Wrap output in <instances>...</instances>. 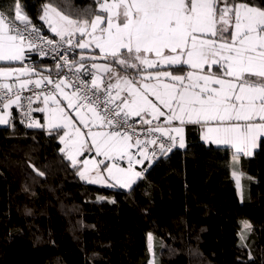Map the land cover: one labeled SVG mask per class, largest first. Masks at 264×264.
Instances as JSON below:
<instances>
[{
	"label": "snow or ice",
	"instance_id": "6c2138e0",
	"mask_svg": "<svg viewBox=\"0 0 264 264\" xmlns=\"http://www.w3.org/2000/svg\"><path fill=\"white\" fill-rule=\"evenodd\" d=\"M96 3L103 14L91 20L72 18L51 4L43 6L39 19L61 42L81 49L80 58L69 61L62 56L63 65L58 63L57 69L66 67L70 75L56 80L35 73L27 65L0 67V124L8 123V110L13 105L24 107L21 93L29 85L39 89L47 82L52 86L48 91L24 98V115L43 112L49 130L64 129L61 151L73 166L85 151L94 150L96 156L104 158L84 159L79 171L82 179L106 182L100 169L104 164L108 179L126 188L141 176L134 164L156 155L155 149L149 153L147 146L159 141L161 153L170 152L177 144L184 148L185 126L189 124L200 126L205 141L234 148V160L240 153L251 154L257 140L264 137V2ZM37 39L45 38L39 35L20 0H14V7L6 12L0 11V61L22 62L27 51L38 47ZM85 49L93 51L86 56ZM116 66L125 72L134 69L135 75H121ZM173 69L182 74H173ZM34 74L39 78L32 79ZM13 77L15 81L9 83ZM41 97L43 107L33 109ZM132 117L139 119L130 123ZM161 117L165 118L163 123H159ZM77 119L88 129L90 143ZM44 126L29 121V127ZM161 138L170 143L166 146ZM132 148L137 149L139 158L130 152ZM124 159L127 168L117 163ZM106 160L112 163L105 164ZM245 227L250 225L245 222Z\"/></svg>",
	"mask_w": 264,
	"mask_h": 264
},
{
	"label": "trees",
	"instance_id": "16d2710c",
	"mask_svg": "<svg viewBox=\"0 0 264 264\" xmlns=\"http://www.w3.org/2000/svg\"><path fill=\"white\" fill-rule=\"evenodd\" d=\"M20 3L48 30L39 19L45 4L72 18L103 14L96 0ZM10 7L14 0H0V11ZM20 116L14 110L0 125V264H149V234L156 264H264V137L240 159L242 196L232 150L205 142L191 124L184 148L124 188L82 179L61 151L62 130L29 127Z\"/></svg>",
	"mask_w": 264,
	"mask_h": 264
},
{
	"label": "built area",
	"instance_id": "2783aa9c",
	"mask_svg": "<svg viewBox=\"0 0 264 264\" xmlns=\"http://www.w3.org/2000/svg\"><path fill=\"white\" fill-rule=\"evenodd\" d=\"M32 23L36 26L37 29H39V35L43 36L45 38L44 41H41L39 39L36 40L38 47L36 49H34V52H35V54L41 55V56L45 57L46 59H49L53 62L54 66H55V73L52 76V79L56 80L60 76H63L65 74H69L68 69L66 67H62L60 69H57V64L59 63V64L63 65V60H61V57L65 56V55L68 57L69 61H75L76 56L78 55L77 48H74L72 46H69V45L61 42L59 37L53 36L51 30H48L44 25H42L40 23H36V22H32ZM47 40H52L54 43L53 44H47L46 43ZM41 53H43V54H41ZM29 58H32L31 55H29ZM88 65L90 66V64H88ZM26 78H28V77H26ZM31 78L37 79L35 75H33ZM84 78L90 79V76H86ZM51 87H52L51 85H47V82L44 85H42L41 88H39V89L35 88L34 85H29V88L25 89L21 93V96H22L21 103L24 107L19 108V110L21 112L20 120L23 123L29 125L30 120L40 122V119H41V117L37 111L31 112L30 116L24 115V113L27 111V100L24 98L28 97V96H32L34 92H40L41 90L48 91ZM32 107H33V109L36 108V102L33 103ZM138 119L139 118H137V117H132L130 120V123L134 122ZM163 121H164V119H160L159 123H163ZM154 123H157V122L154 121ZM147 127H148L147 125L144 126L145 129ZM137 130H138V132L140 131L139 125H137ZM158 135H159L158 133L153 134V136H158ZM144 138H145L144 135L141 134V139H144ZM161 139L165 142L166 146H167V144L170 143V141H168L167 138H161ZM173 147H175V146H173ZM153 149H155V152H156L155 156L151 157L149 160H144L142 164H134V167L137 168L142 175L147 173L149 166L153 162H155L158 158L163 157L167 154V152L161 153L160 148H159V141H158L157 145H148L147 146V151L149 153H151L153 151ZM132 154L136 155L137 158H139L136 148L132 151ZM124 161L128 164L127 159H124Z\"/></svg>",
	"mask_w": 264,
	"mask_h": 264
},
{
	"label": "crops",
	"instance_id": "0c3cea01",
	"mask_svg": "<svg viewBox=\"0 0 264 264\" xmlns=\"http://www.w3.org/2000/svg\"><path fill=\"white\" fill-rule=\"evenodd\" d=\"M77 40L79 39V38H76ZM87 50H92V49H87ZM80 52H82V51H80ZM84 52V51H83ZM34 54H35V52H34V50H31V51H27L26 52V54H25V59L21 62V61H0V67H11V68H21V67H24L25 65H27L28 67H30V68H34L35 69V73H38V74H41V75H43V76H50L51 78H52V76L54 75V73H55V66H54V64H52V63H49V62H47V61H45V60H42V59H44L43 58V56H41V55H38L39 57L38 58H36V59H32V58H29V55H31V57H33L34 56ZM85 54V53H84ZM88 54H91V53H88ZM98 54V53H97ZM187 71V70H186ZM185 71V72H186ZM213 71H216V69L215 68H213ZM179 74H182V73H179ZM217 74H219V73H217ZM35 75V74H34ZM36 76V78H39V76L38 75H35ZM22 78H24V79H26V77H22ZM15 81V78L13 77L12 78V80H9L8 82L9 83H13ZM105 82H107V77H105ZM46 83V82H45ZM41 91H44V90H41ZM40 91V92H41ZM46 92V91H45ZM65 103V105H66V102H64ZM39 107H43V104H42V97H41V100L40 101H36V108H39ZM14 110H19V108H17L15 105H13L9 110H8V112L10 113V115H9V117H8V123L10 122V119H11V117H12V114H13V112H14ZM20 111V110H19ZM70 111V110H69ZM38 113H39V115H40V117H41V119H40V124L41 125H45L44 127L46 128V129H48L47 128V126H46V122H45V114L43 113V112H39V111H37ZM73 115H75V114H73ZM160 119H165L164 117H161ZM7 123V124H8ZM179 122H174V124H178ZM76 124H77V126L81 129V131L85 134V137H86V139H88L89 140V143H90V138H88L87 137V132H88V129L87 128H84V126L83 125H81L80 123H79V121H78V119L76 120ZM0 125H6V124H0ZM186 127H187V125L185 126V132H184V135H185V146H186ZM49 130V129H48ZM62 130V135H63V132H64V129H61ZM93 130H96V129H93ZM201 136H202V130H201ZM263 137H260L258 140H257V142H256V146H258V144H259V141L262 139ZM204 140V139H203ZM205 141V140H204ZM205 142H207V143H212V142H208V141H205ZM133 143H134V140H133ZM215 144V143H214ZM218 145V144H217ZM177 147H179L178 146V144L176 145ZM221 146H224V147H229L231 150H232V153H233V155H232V163H233V172H232V174L235 172L237 175L234 177V175H233V177L235 178V181H236V186H237V189H238V192H239V194H241V196H242V192H243V176H244V173L243 172H241L242 171V169H240V159L242 158V157H246V156H253V154H254V152H255V150H256V146L254 147V148H252L250 151H251V154L250 155H244L243 153H240V154H238V158L236 159V160H234V154H235V149L234 148H232L231 146H228V145H221ZM62 148H64V145L62 144ZM135 148H132V151L134 150ZM132 151H131V153H132ZM66 153V152H65ZM91 158H95V159H97V160H102V159H104L103 157H101V156H96V153H95V151L94 150H92V151H85L81 156H79V157H77V160H78V163H77V167H78V170L80 171L82 168H83V164H82V161L84 160V159H91ZM110 163H112V161H105V164H110ZM117 163H119L121 166H123V167H127L128 166V164L124 161V160H118L117 161ZM105 167V165L104 164H102V165H100V169H101V172L103 171V168ZM134 170H137V171H139L137 168H135L134 167ZM140 172V171H139ZM103 173V172H102ZM91 175H95L94 173H92ZM141 176H142V174H141ZM141 176L139 177V178H141ZM139 178H137V179H135V181H134V183L139 179ZM237 178L239 179V185L237 184ZM86 181H88L89 182V180L88 179H85ZM105 181L106 182H104V183H97V184H102V185H108V184H115V181H113V180H110V179H108V178H106L105 179ZM133 183V184H134ZM118 186H120V185H118ZM124 188H126V187H124Z\"/></svg>",
	"mask_w": 264,
	"mask_h": 264
},
{
	"label": "rangeland",
	"instance_id": "374dc122",
	"mask_svg": "<svg viewBox=\"0 0 264 264\" xmlns=\"http://www.w3.org/2000/svg\"><path fill=\"white\" fill-rule=\"evenodd\" d=\"M76 38H79V36L77 35ZM116 67H117V71L120 72L121 75H135V70L134 69H128L127 72H125L123 69H120L118 66H116ZM173 74H179V72L173 71ZM131 151H132V149H130V152ZM121 167H123V166H121ZM125 168H127V167H125ZM135 171H137V170H135ZM102 172H103L102 175L105 177V179L108 178L107 177V173L104 172V171H102ZM137 172H139V171H137ZM133 183L131 184V186L133 185ZM130 187H127V188H130ZM149 236H151V239H149V248H150V251H151V259L149 261V264H156V252H155L154 237H153L152 234H149Z\"/></svg>",
	"mask_w": 264,
	"mask_h": 264
},
{
	"label": "water",
	"instance_id": "95a60500",
	"mask_svg": "<svg viewBox=\"0 0 264 264\" xmlns=\"http://www.w3.org/2000/svg\"><path fill=\"white\" fill-rule=\"evenodd\" d=\"M81 55V54H80ZM80 55H79V57H78V59L77 60H75V61H78L79 60V58H80ZM85 55L87 56V55H89L88 53H85ZM86 62H90V61H86ZM98 63H104V61L103 60H99V61H97ZM91 63V62H90Z\"/></svg>",
	"mask_w": 264,
	"mask_h": 264
}]
</instances>
